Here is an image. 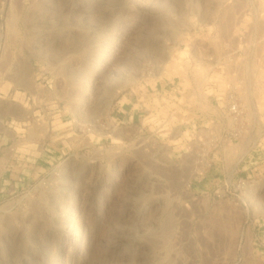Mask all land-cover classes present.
I'll use <instances>...</instances> for the list:
<instances>
[{
	"label": "rangeland",
	"instance_id": "374dc122",
	"mask_svg": "<svg viewBox=\"0 0 264 264\" xmlns=\"http://www.w3.org/2000/svg\"><path fill=\"white\" fill-rule=\"evenodd\" d=\"M0 264H264V0H0Z\"/></svg>",
	"mask_w": 264,
	"mask_h": 264
},
{
	"label": "built area",
	"instance_id": "2783aa9c",
	"mask_svg": "<svg viewBox=\"0 0 264 264\" xmlns=\"http://www.w3.org/2000/svg\"><path fill=\"white\" fill-rule=\"evenodd\" d=\"M256 113L257 110L255 108L251 110L249 105L246 107L239 93L233 87H230L223 95L221 121L207 127L205 132L222 134L224 142L233 143L239 140L242 132L252 129L250 118H254ZM260 123L262 122L260 121ZM212 146L215 147L216 145L213 144ZM195 155L198 154L195 153ZM237 185V189H245L246 181L243 178H239Z\"/></svg>",
	"mask_w": 264,
	"mask_h": 264
},
{
	"label": "bare ground",
	"instance_id": "6f19581e",
	"mask_svg": "<svg viewBox=\"0 0 264 264\" xmlns=\"http://www.w3.org/2000/svg\"><path fill=\"white\" fill-rule=\"evenodd\" d=\"M62 9H71V3H69V2L63 3Z\"/></svg>",
	"mask_w": 264,
	"mask_h": 264
}]
</instances>
